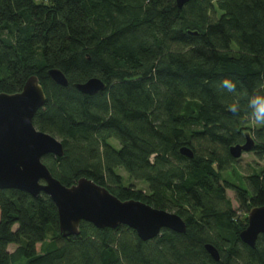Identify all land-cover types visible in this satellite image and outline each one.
I'll list each match as a JSON object with an SVG mask.
<instances>
[{"label":"trees","instance_id":"1","mask_svg":"<svg viewBox=\"0 0 264 264\" xmlns=\"http://www.w3.org/2000/svg\"><path fill=\"white\" fill-rule=\"evenodd\" d=\"M33 75L47 98L34 126L65 151L43 158L53 176L67 187L86 177L122 201L177 213L187 231L144 242L127 226L82 222L79 236L64 238L49 196L0 189V264H264V234L255 249L241 241L248 214L226 195L234 191L247 213L264 206V170L244 178L249 189L224 177L246 133L264 158V126L246 119L247 97L264 84V0L182 9L176 0H0V93L21 92ZM92 78L105 91L75 88ZM224 78L239 81L240 96L220 89ZM236 100L239 117L227 111ZM118 170L148 191L125 186Z\"/></svg>","mask_w":264,"mask_h":264},{"label":"water","instance_id":"2","mask_svg":"<svg viewBox=\"0 0 264 264\" xmlns=\"http://www.w3.org/2000/svg\"><path fill=\"white\" fill-rule=\"evenodd\" d=\"M191 1L176 0V4L182 9ZM48 74L58 85L68 86V79L61 70L52 69ZM75 88L93 96L105 91L106 84L99 78H92L75 84ZM46 100L35 75L26 81L21 92L0 93V189L23 191L34 198L42 193L49 196L57 207L59 233L64 238L79 236L82 222L91 223L98 229L115 230L127 226L144 242L156 239L165 229L186 233L187 223L177 213L141 201H122L86 177L71 187L55 178L43 158L48 155L63 157L64 146L52 135L37 130L33 123ZM255 145L250 133H246L245 143L232 146L230 154L238 160L253 152ZM180 153L189 159L194 158L188 147L181 148ZM247 219V227L239 237L244 244L255 249L258 238L264 234V206L253 207ZM205 249L215 261H220L216 247L207 244Z\"/></svg>","mask_w":264,"mask_h":264},{"label":"rangeland","instance_id":"3","mask_svg":"<svg viewBox=\"0 0 264 264\" xmlns=\"http://www.w3.org/2000/svg\"><path fill=\"white\" fill-rule=\"evenodd\" d=\"M254 127L259 126L251 125V128ZM112 144L115 145L113 141ZM262 170H264V158L259 157L257 154H255V152H251L244 154L240 159L236 160V163H234L232 168H230V170L224 174V177L233 184L243 186L245 189H249V182L246 180L243 181L244 178L260 173ZM118 174L124 178L125 186L134 185L139 190H143L145 192L148 191L147 183L131 180L123 170H118ZM226 195L227 198L231 200L232 206L239 216H242L243 218L245 214H248L247 210L237 200L234 191L227 190ZM48 236H51V232H49ZM15 248V245H10L9 251L12 252L15 250ZM38 250H40V246H38Z\"/></svg>","mask_w":264,"mask_h":264},{"label":"clouds","instance_id":"4","mask_svg":"<svg viewBox=\"0 0 264 264\" xmlns=\"http://www.w3.org/2000/svg\"><path fill=\"white\" fill-rule=\"evenodd\" d=\"M239 81L231 78H224L219 82V87L227 93L240 96L241 92L238 89ZM261 91H253L247 97L246 119L249 123L255 126H264V84L257 86ZM229 111L234 117H239L241 113V105L239 100H236L228 105Z\"/></svg>","mask_w":264,"mask_h":264}]
</instances>
